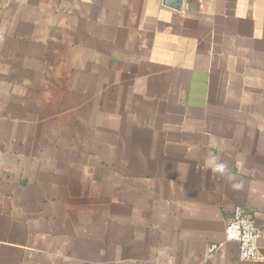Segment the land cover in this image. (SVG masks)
<instances>
[{
    "label": "crops",
    "instance_id": "obj_1",
    "mask_svg": "<svg viewBox=\"0 0 264 264\" xmlns=\"http://www.w3.org/2000/svg\"><path fill=\"white\" fill-rule=\"evenodd\" d=\"M0 264H264V0H0Z\"/></svg>",
    "mask_w": 264,
    "mask_h": 264
},
{
    "label": "built area",
    "instance_id": "obj_2",
    "mask_svg": "<svg viewBox=\"0 0 264 264\" xmlns=\"http://www.w3.org/2000/svg\"><path fill=\"white\" fill-rule=\"evenodd\" d=\"M263 231L257 224L255 217L246 212L241 206H237L234 215L226 227V240L238 243L241 260H256L259 258L260 241ZM217 246L210 248L212 254Z\"/></svg>",
    "mask_w": 264,
    "mask_h": 264
},
{
    "label": "water",
    "instance_id": "obj_3",
    "mask_svg": "<svg viewBox=\"0 0 264 264\" xmlns=\"http://www.w3.org/2000/svg\"><path fill=\"white\" fill-rule=\"evenodd\" d=\"M183 0H165V4L176 9H181Z\"/></svg>",
    "mask_w": 264,
    "mask_h": 264
}]
</instances>
